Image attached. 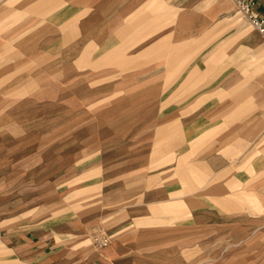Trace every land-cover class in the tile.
I'll return each instance as SVG.
<instances>
[{
	"label": "crops",
	"instance_id": "crops-1",
	"mask_svg": "<svg viewBox=\"0 0 264 264\" xmlns=\"http://www.w3.org/2000/svg\"><path fill=\"white\" fill-rule=\"evenodd\" d=\"M63 59L94 93L126 90L128 108L107 119L110 146L91 114L62 129L79 138L62 159L77 154L95 195L30 225L1 219L0 264H264L248 240L264 219V38L236 1L0 0V104L49 89L36 68Z\"/></svg>",
	"mask_w": 264,
	"mask_h": 264
},
{
	"label": "rangeland",
	"instance_id": "rangeland-1",
	"mask_svg": "<svg viewBox=\"0 0 264 264\" xmlns=\"http://www.w3.org/2000/svg\"><path fill=\"white\" fill-rule=\"evenodd\" d=\"M59 61L60 63L56 61L48 67L36 68L39 76L44 75L47 78L45 82L49 89H38L32 95L29 93L35 86L19 89L14 94L6 95L5 103L0 104L2 224L22 222L30 225L44 220L49 215H59L65 210L75 209L79 201L92 199L94 189L79 187L78 184L89 177H94V173L85 177L79 176L78 172L83 168L80 167L77 154H70L69 158L62 159L63 148L69 146L76 152L75 147L77 148L79 142L77 137H62L65 133L62 134V129L77 130V127H70L75 123L71 120L76 119L79 113L91 114L92 118L85 122V128L93 130L95 127L100 133L98 141L103 144L109 141L110 146L112 139L103 138L102 132L106 131L105 124L109 123L107 119L111 112L119 115L128 108L125 104L126 90L113 91L111 94L110 90L94 93L88 89L87 82L79 73L74 71L65 73L63 68L67 63L65 59ZM65 79L67 81L62 83ZM85 98H96L97 101H92L90 105L84 107L81 106V102ZM129 108L133 107L129 105ZM92 119L95 120L96 126ZM120 122L116 124L125 128V123ZM133 124L141 127L140 122ZM51 132L57 133L60 137L49 136ZM72 133L77 134L70 132ZM86 160L93 162V156L87 155ZM52 163L54 165L49 167ZM61 164H65L67 169L51 170L56 166L61 167ZM63 174L70 179H59ZM52 178L58 179L60 184H53ZM259 225L263 227L248 239L250 242H264L262 233L264 219Z\"/></svg>",
	"mask_w": 264,
	"mask_h": 264
},
{
	"label": "built area",
	"instance_id": "built-area-1",
	"mask_svg": "<svg viewBox=\"0 0 264 264\" xmlns=\"http://www.w3.org/2000/svg\"><path fill=\"white\" fill-rule=\"evenodd\" d=\"M239 10L245 15L246 19L264 38V16H260L254 12V3L251 0H235ZM110 243V237L99 232L94 237V245L97 248H103Z\"/></svg>",
	"mask_w": 264,
	"mask_h": 264
}]
</instances>
